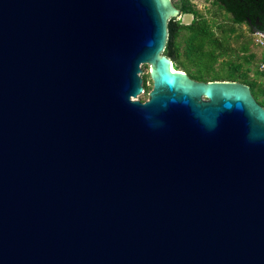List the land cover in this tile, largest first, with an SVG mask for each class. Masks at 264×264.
Instances as JSON below:
<instances>
[{"label": "water", "instance_id": "water-1", "mask_svg": "<svg viewBox=\"0 0 264 264\" xmlns=\"http://www.w3.org/2000/svg\"><path fill=\"white\" fill-rule=\"evenodd\" d=\"M181 12L0 0V264H264V107L173 67Z\"/></svg>", "mask_w": 264, "mask_h": 264}, {"label": "trees", "instance_id": "trees-1", "mask_svg": "<svg viewBox=\"0 0 264 264\" xmlns=\"http://www.w3.org/2000/svg\"><path fill=\"white\" fill-rule=\"evenodd\" d=\"M182 13L193 15V19L184 24L177 18L167 21V40L163 53L170 57L175 69L186 71L196 80H236L247 84L255 99L264 107V82H257L242 71L243 63L228 60L222 64L221 69L215 70V62L219 56L226 53V36L231 29L222 30L220 36L216 35L211 23L194 8L190 0H173ZM212 2L230 16L233 23L251 24L260 23L264 28V0H212ZM250 19V21H248ZM180 39L184 46L180 48ZM243 51L247 49L244 46ZM243 56L244 62H249V57ZM183 57L184 60H180ZM264 52H262V58ZM227 66L226 68H224ZM190 67L194 69L191 70ZM188 70V71H187ZM257 75H263L262 70L255 69ZM144 75V86H145Z\"/></svg>", "mask_w": 264, "mask_h": 264}, {"label": "rangeland", "instance_id": "rangeland-1", "mask_svg": "<svg viewBox=\"0 0 264 264\" xmlns=\"http://www.w3.org/2000/svg\"><path fill=\"white\" fill-rule=\"evenodd\" d=\"M194 5V8L198 11L199 14H202L209 23H211L212 29L215 34L220 36L222 30L231 29L229 34L226 36V53L221 54L217 61L215 62V70H224L221 69L222 64L228 60L236 63H243L242 71H246L249 78H253L254 70L257 68L260 69V63L263 61L262 52L263 49L257 45L254 41V35L251 34L249 27L246 24H236L233 23L230 19V16L215 5L212 0H190ZM192 14L186 13L179 20L180 22L187 24L191 18ZM180 41V48L184 46L182 39ZM246 46L247 49L243 51V47ZM253 54L252 57H249V62H244L243 56H248ZM180 60H184L181 57ZM225 66L224 68H226ZM193 70V67H190ZM142 77L148 74V65H142ZM188 71V70H187ZM145 91L137 96L140 100H145L147 98V93L151 88V80L145 76ZM257 82H264V76H257ZM144 79V78H143Z\"/></svg>", "mask_w": 264, "mask_h": 264}, {"label": "built area", "instance_id": "built-area-1", "mask_svg": "<svg viewBox=\"0 0 264 264\" xmlns=\"http://www.w3.org/2000/svg\"><path fill=\"white\" fill-rule=\"evenodd\" d=\"M254 41L257 45H259L264 52V33L261 32H257L254 34ZM260 70H262L264 72V58L263 61L260 63Z\"/></svg>", "mask_w": 264, "mask_h": 264}, {"label": "flooded vegetation", "instance_id": "flooded-vegetation-1", "mask_svg": "<svg viewBox=\"0 0 264 264\" xmlns=\"http://www.w3.org/2000/svg\"><path fill=\"white\" fill-rule=\"evenodd\" d=\"M172 2H173V4H174V1H173V0H172ZM174 5H175V4H174ZM175 6H176V5H175ZM176 7H177V6H176ZM179 9H180V8H179ZM181 13H182V12H181ZM184 14H186V13H182V14H181V17H182ZM181 17H180V18H181ZM180 18H179V19H180ZM192 19H193V17L191 18V20H192ZM191 20H190V21H191ZM190 21H189V22H190ZM189 22H188V23H189ZM250 24H251V27H252L251 30H250L249 25H247V24H246V25L249 27V30L251 31V34H253V35H254L255 33H257L258 30L263 29V28H261V27L259 26L260 23H259V24H258V23H256V24L250 23ZM259 70H260V69H259ZM185 72H186V71H185ZM186 73H187V72H186ZM187 74H188V73H187ZM188 75H189V74H188ZM189 76H190V75H189ZM257 76H259V75H257L256 70H254V74H253V76H252L253 78H251V79H255V80H257V79H258ZM190 77H191V76H190Z\"/></svg>", "mask_w": 264, "mask_h": 264}]
</instances>
